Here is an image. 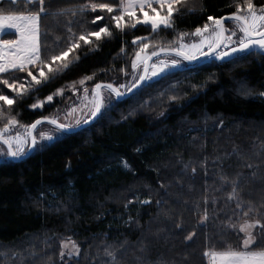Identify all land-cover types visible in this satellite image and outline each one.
Segmentation results:
<instances>
[{
    "label": "trees",
    "instance_id": "obj_1",
    "mask_svg": "<svg viewBox=\"0 0 264 264\" xmlns=\"http://www.w3.org/2000/svg\"><path fill=\"white\" fill-rule=\"evenodd\" d=\"M88 2L45 0L48 12L64 10L62 15H41V31L48 33L41 36L45 53L67 47L69 21L77 34L107 26L113 38L102 34L98 48L82 43L70 54L69 61L75 62L67 71L23 97L0 85V94L15 100L10 115L21 124L60 114L83 94V87L90 91L99 82H128L130 76L119 69L132 71L134 38H176L172 30L153 33L141 25L120 32L110 19L115 13L79 15V7ZM92 2L118 6L116 0ZM253 3L264 7V0ZM237 4L243 0H187L174 13L176 31L192 33L209 15L232 14ZM36 11L38 6L25 0L0 2V14ZM97 16L104 19L92 23ZM232 25L226 22V27ZM121 48L127 56L119 54ZM0 78L10 83L30 79L20 72ZM74 82L76 92L71 90ZM60 88L63 96L46 102ZM263 93L264 55L259 53L232 62L185 64L135 95L113 98L107 114L77 134L61 137L23 161L0 160V264H208L206 252L240 247L237 226L247 219L264 223ZM37 100H45L43 108L31 107ZM4 109L9 112L7 105ZM233 184L238 196L230 200ZM229 223L236 228H227ZM69 239L80 255L61 260V243Z\"/></svg>",
    "mask_w": 264,
    "mask_h": 264
},
{
    "label": "snow or ice",
    "instance_id": "obj_2",
    "mask_svg": "<svg viewBox=\"0 0 264 264\" xmlns=\"http://www.w3.org/2000/svg\"><path fill=\"white\" fill-rule=\"evenodd\" d=\"M25 2L38 6V11L28 15L0 14V74L20 72L30 77L27 84L17 81L10 83L8 79L0 78V85L7 86L17 97L29 94L36 90L37 85L47 83L67 71L70 63L75 62L69 61L70 54L80 49L82 43L98 48L97 42L102 39V34L103 37L113 38V32L107 26L99 27L97 31L77 34L69 26L72 23L69 21V25H66L67 47L56 54H46L41 36H47L48 33L41 31V15H62L64 10L56 13L48 12L44 6L45 0H25ZM116 2L118 6L89 0L88 3L79 7L78 13L81 16L89 11L97 12L98 10L109 14L115 13L110 16V19L120 32H124L126 28L135 29L137 25H141L148 26L153 33H158L160 30H172L176 38L172 41H154L151 37L134 38L131 42L134 46L130 65L132 71L129 72L123 67L119 69L124 76H130V82L121 83L118 86L113 83H96L91 92L87 87H83L80 104H74L66 109L63 118L58 115L45 116L29 125L21 124L16 116L10 115L11 106L15 100L8 95L0 94V102H3L0 104V120L4 121L3 126L0 127V157L6 161L22 160L31 151L59 141L61 137L77 134L79 130L84 129L85 125H92L105 116L113 107V98L120 101L129 94L135 95L146 81L171 74L173 70L180 68L184 61L192 63L201 57H210L232 62L256 53L264 55V7L258 9L253 0H243V4H237L236 11L227 17L215 18L209 15L208 22L202 27L195 28L192 33L176 31L175 27L174 13L179 14L180 8L186 4L187 0H116ZM72 15H77V11L73 10ZM102 19H104L103 16H97L92 23ZM226 20L234 27L227 28ZM6 32H13L17 35V39H3L2 36ZM188 36L193 39L186 43L185 37ZM119 54L127 56L124 48L120 49ZM154 57L155 60H153ZM78 59L79 57L76 56L75 60L78 61ZM94 75L86 76L79 81V84L85 85L87 81L94 78ZM71 90L77 91L75 82L71 85ZM64 91L63 88L57 89L46 97V102L51 103L54 96H63ZM105 92L108 94L107 99ZM172 98L175 99V97ZM44 103L45 100H37L31 107L43 108ZM4 105L8 106V113L5 112ZM61 119L64 122H61ZM45 125L51 126V130L44 131ZM122 163L125 168L130 167L126 161ZM192 171L195 172V168ZM237 196V188L233 184L229 199H236ZM143 203L147 204L150 201L145 200ZM207 203L208 201L205 200V204ZM215 203L214 200L213 204ZM236 203L238 208L241 207L239 200H236ZM248 215L249 212L243 213L244 217ZM203 219L209 220L207 208L204 210ZM212 219L215 220L216 215H213ZM226 227L234 229L236 225L229 223ZM257 228L259 232L254 234L253 230ZM238 231L243 233L240 247L234 248L227 245L221 251L206 252L205 255L210 256L213 264H264V223H261L259 219L245 220L240 224ZM187 239L191 240L192 236ZM66 249L69 258L80 255L79 246L69 239L67 242H62L61 260L65 258ZM108 255L115 259L114 254L108 253Z\"/></svg>",
    "mask_w": 264,
    "mask_h": 264
},
{
    "label": "rangeland",
    "instance_id": "obj_3",
    "mask_svg": "<svg viewBox=\"0 0 264 264\" xmlns=\"http://www.w3.org/2000/svg\"><path fill=\"white\" fill-rule=\"evenodd\" d=\"M2 0H0V2H1ZM15 15H28V14H15ZM138 15H139V13H138ZM234 27V25H232V26H230L229 28L231 29V28H233ZM2 38L3 39H9V40H12V39H17V35L16 34H14L13 32H6L5 34H3V36H2ZM175 39V38H174ZM173 39V40H174ZM193 38L192 37H190V36H188V37H185V42L187 43V42H190L191 40H192ZM151 50V49H150ZM213 58H208V59H206L205 61H210V60H212ZM218 61H220V60H218ZM184 65V62H183V64H182V66ZM161 77V76H160ZM159 77H154L152 80H150V81H147V83L148 82H151V81H153V80H156V79H158ZM131 79V78H130ZM30 80V79H29ZM128 82H130V80L128 81ZM25 84H27V82H25ZM244 88V87H243ZM93 89V88H92ZM89 92H91V90L89 91ZM106 94V93H105ZM83 95V94H82ZM82 95L81 96H78L76 99H77V101L76 102H74V104L75 105H79L80 104V98L82 97ZM107 94L105 95V97H106V99H107ZM263 97H264V93H263ZM74 104H72V106L74 105ZM71 107V106H70ZM66 109H68V108H66ZM65 109V110H66ZM65 110L62 112L61 111V113L60 114H58V116H60L61 118H63V116H64V113H65ZM77 114H79V113H77ZM55 116H57V115H55ZM43 117H45V116H43ZM61 122H64L63 121V119H61ZM43 130L44 131H50L51 129H47V128H43ZM2 159H4V158H2V157H0V160H2ZM247 220H252V219H247ZM254 220V219H253ZM242 223H244V221L242 222ZM242 223H240V224H242ZM239 228V226H237V229ZM239 232V231H238ZM241 234V236L243 235V233H240ZM67 241H69V240H66V241H63V242H67ZM72 241V240H71ZM77 244V243H76ZM61 248H62V243H61ZM67 249L65 250V258L64 259H69V257L67 256ZM211 253V252H210ZM207 260H208V264H213V261H212V259L210 258V256H207Z\"/></svg>",
    "mask_w": 264,
    "mask_h": 264
},
{
    "label": "water",
    "instance_id": "obj_4",
    "mask_svg": "<svg viewBox=\"0 0 264 264\" xmlns=\"http://www.w3.org/2000/svg\"><path fill=\"white\" fill-rule=\"evenodd\" d=\"M229 15H231V14H229ZM229 15H226V16H224V17H227V16H229ZM228 20H226L225 21V23L227 22ZM210 58V57H209ZM156 58L154 57L153 58V60H155ZM206 59H208V58H205V57H201L198 61H195V62H192V63H189V62H187V61H184L186 64H188V65H190V64H196V63H199V62H202V61H204V60H206ZM151 63V62H150ZM176 70V69H175ZM99 83H101V82H99ZM103 83H108V82H103ZM147 83V81L141 86V87H143L145 84ZM132 94H129L128 96H126V97H124L123 99H125V98H128V97H130ZM122 99V100H123ZM41 117H39V118H37V119H40ZM36 119V120H37ZM89 126H91V125H85V127L84 128H87V127H89ZM39 127V126H38ZM82 130V129H81ZM80 131V130H79ZM6 147V146H5ZM35 151V150H34ZM34 151H31L26 157H24L22 160H16V161H14V162H20V161H23V160H25L26 158H28ZM11 161H13V160H11Z\"/></svg>",
    "mask_w": 264,
    "mask_h": 264
},
{
    "label": "crops",
    "instance_id": "obj_5",
    "mask_svg": "<svg viewBox=\"0 0 264 264\" xmlns=\"http://www.w3.org/2000/svg\"><path fill=\"white\" fill-rule=\"evenodd\" d=\"M239 226H240V225H239ZM253 232H254V234H255L256 232H259V229H258V228H257V229H254ZM239 234H240V232H239ZM242 237H243V235L241 236V234H240V246H241V244H242ZM257 241L259 242V237H257Z\"/></svg>",
    "mask_w": 264,
    "mask_h": 264
}]
</instances>
